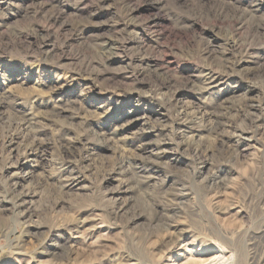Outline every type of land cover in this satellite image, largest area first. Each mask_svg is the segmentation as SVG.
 <instances>
[{
  "label": "rangeland",
  "instance_id": "obj_1",
  "mask_svg": "<svg viewBox=\"0 0 264 264\" xmlns=\"http://www.w3.org/2000/svg\"><path fill=\"white\" fill-rule=\"evenodd\" d=\"M0 229V264L263 253L264 0H0Z\"/></svg>",
  "mask_w": 264,
  "mask_h": 264
},
{
  "label": "bare ground",
  "instance_id": "obj_2",
  "mask_svg": "<svg viewBox=\"0 0 264 264\" xmlns=\"http://www.w3.org/2000/svg\"><path fill=\"white\" fill-rule=\"evenodd\" d=\"M185 113V112H184ZM27 120V119H26ZM25 122V121H24ZM23 126V124H22ZM17 127V126H16ZM62 135V134H61ZM65 135V134H64ZM9 137V136H8ZM64 137V136H62ZM63 141V140H62ZM9 143V142H8ZM63 145V144H62ZM76 147V146H75ZM62 148V147H61ZM43 150V149H42ZM69 150V149H68ZM70 163V162H69ZM19 199V198H18ZM2 227V225H1ZM4 229V228H3ZM5 231V230H4ZM0 233H3V230L0 229ZM179 237V236H178ZM255 238V237H254ZM172 241V240H171ZM218 257L219 259H216L215 257L214 258H210L208 257V260L209 262L207 264H219V262H221L222 260L227 262L229 260H231V257L233 256V258H235V261L234 263L232 264H245L244 263V260H243V257L241 255L242 251L239 252V251H236L235 254L231 253V251H226L224 248H219L218 249ZM228 253V254H227ZM228 256H227V255ZM227 256V257H226ZM249 257V256H248ZM199 258V257H198ZM206 259V258H205ZM204 259V260H205ZM217 260V261H216ZM221 260V261H219ZM202 261V260H201ZM246 261V260H245ZM248 261V260H247ZM246 261V263H247ZM206 262V261H205ZM224 262V263H225ZM222 263V262H221ZM220 263V264H221ZM200 264V263H199ZM230 264V263H229ZM249 264H264V252L261 253V254H254V255H251L250 258H249Z\"/></svg>",
  "mask_w": 264,
  "mask_h": 264
}]
</instances>
